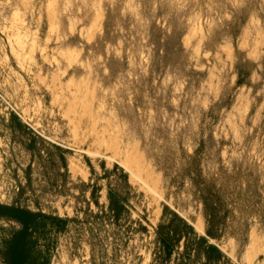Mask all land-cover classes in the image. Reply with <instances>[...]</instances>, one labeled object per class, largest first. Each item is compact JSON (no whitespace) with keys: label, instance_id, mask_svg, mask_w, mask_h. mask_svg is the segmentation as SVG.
<instances>
[{"label":"rangeland","instance_id":"rangeland-1","mask_svg":"<svg viewBox=\"0 0 264 264\" xmlns=\"http://www.w3.org/2000/svg\"><path fill=\"white\" fill-rule=\"evenodd\" d=\"M0 206L50 264H264V0H0Z\"/></svg>","mask_w":264,"mask_h":264},{"label":"trees","instance_id":"trees-1","mask_svg":"<svg viewBox=\"0 0 264 264\" xmlns=\"http://www.w3.org/2000/svg\"><path fill=\"white\" fill-rule=\"evenodd\" d=\"M0 216H8L21 224L7 241L8 264H50L57 237L65 232L68 221L30 211L0 206Z\"/></svg>","mask_w":264,"mask_h":264},{"label":"crops","instance_id":"crops-1","mask_svg":"<svg viewBox=\"0 0 264 264\" xmlns=\"http://www.w3.org/2000/svg\"><path fill=\"white\" fill-rule=\"evenodd\" d=\"M75 230H76L75 225H74L73 223L69 222V223H68V226H67V228H66V230H65V232L61 234V235L63 236V238H62V240L60 241V242H61L60 245H62V244L64 243V242H63V239L70 238V236L73 235V233H74ZM92 256H93V258H94V252H92ZM93 258H92V262H91V263H89L88 261L85 262V261L83 260V258H81V260H78V261H80L81 263L77 262V264H94Z\"/></svg>","mask_w":264,"mask_h":264},{"label":"bare ground","instance_id":"bare-ground-1","mask_svg":"<svg viewBox=\"0 0 264 264\" xmlns=\"http://www.w3.org/2000/svg\"><path fill=\"white\" fill-rule=\"evenodd\" d=\"M85 100V99H84Z\"/></svg>","mask_w":264,"mask_h":264}]
</instances>
